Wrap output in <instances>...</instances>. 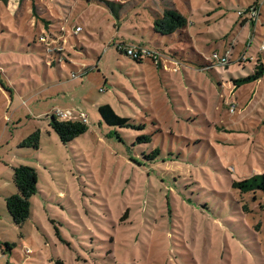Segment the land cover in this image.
I'll return each instance as SVG.
<instances>
[{"label":"rangeland","instance_id":"obj_1","mask_svg":"<svg viewBox=\"0 0 264 264\" xmlns=\"http://www.w3.org/2000/svg\"><path fill=\"white\" fill-rule=\"evenodd\" d=\"M166 8L187 26L157 33ZM261 63L264 0H0V264H264V193L234 186L264 173V75L236 85ZM56 110L87 131L63 141Z\"/></svg>","mask_w":264,"mask_h":264},{"label":"trees","instance_id":"obj_2","mask_svg":"<svg viewBox=\"0 0 264 264\" xmlns=\"http://www.w3.org/2000/svg\"><path fill=\"white\" fill-rule=\"evenodd\" d=\"M7 1V0H4ZM188 24L187 17L175 8H166L162 16L156 18L154 29L157 33L163 35H171L176 31L186 27ZM120 51H123L122 49ZM127 53V51H125ZM136 60L142 61L141 57H135ZM264 75V65H257L256 71L236 80V85L241 86L245 83L260 79ZM102 119L110 126H129V117L118 114L111 104L106 103L99 107ZM50 125L59 134L61 139L68 142L76 136L87 131L88 126L80 120H60L54 114L51 115ZM30 137L24 141V144H32L38 146V139ZM160 150H155L159 153ZM149 157L155 159L157 157ZM14 182L18 188V193L9 196L6 200L7 208L12 215L14 221L18 225H22L31 215L30 198L37 192L38 174L35 168L20 165L14 169ZM234 186L242 192L262 191L264 193V173L256 174L248 179L234 182ZM6 249L11 250L12 244L6 242ZM55 264H65L63 260L56 261Z\"/></svg>","mask_w":264,"mask_h":264},{"label":"built area","instance_id":"obj_3","mask_svg":"<svg viewBox=\"0 0 264 264\" xmlns=\"http://www.w3.org/2000/svg\"><path fill=\"white\" fill-rule=\"evenodd\" d=\"M149 53L147 50L144 49H136V48H129L127 49V54L132 55L134 57H141ZM222 61L226 60V57H221ZM53 114L60 120H80L83 122H87V116L82 114L80 116H74V114L70 111L65 110H56Z\"/></svg>","mask_w":264,"mask_h":264},{"label":"crops","instance_id":"obj_4","mask_svg":"<svg viewBox=\"0 0 264 264\" xmlns=\"http://www.w3.org/2000/svg\"><path fill=\"white\" fill-rule=\"evenodd\" d=\"M3 247H5V246H3ZM6 248V247H5ZM4 249V248H3Z\"/></svg>","mask_w":264,"mask_h":264}]
</instances>
